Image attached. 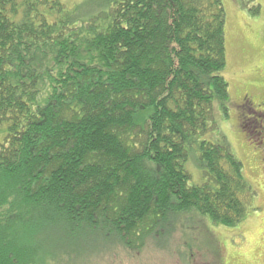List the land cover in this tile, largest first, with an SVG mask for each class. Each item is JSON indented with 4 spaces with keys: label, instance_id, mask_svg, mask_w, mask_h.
I'll return each mask as SVG.
<instances>
[{
    "label": "trees",
    "instance_id": "16d2710c",
    "mask_svg": "<svg viewBox=\"0 0 264 264\" xmlns=\"http://www.w3.org/2000/svg\"><path fill=\"white\" fill-rule=\"evenodd\" d=\"M93 2L0 0V264L69 262L89 236L141 248L183 214L246 218L241 163L202 138L229 101L221 0Z\"/></svg>",
    "mask_w": 264,
    "mask_h": 264
},
{
    "label": "rangeland",
    "instance_id": "374dc122",
    "mask_svg": "<svg viewBox=\"0 0 264 264\" xmlns=\"http://www.w3.org/2000/svg\"><path fill=\"white\" fill-rule=\"evenodd\" d=\"M60 1L67 9L88 2ZM221 2L225 12L226 61L222 77L228 84L229 101L221 107L213 102L212 120L202 138L213 144H226L241 163L252 190L246 218L235 227H222L205 217L183 214L172 219L169 232L168 228L163 231L167 233L146 237L141 248L129 250L116 245L113 237L89 236L80 246L66 242V248L72 250L69 262L60 258L49 264H264V152L259 149L260 146L264 151V139L247 140L239 130L237 115L241 111L236 109L244 94L250 98L253 90L264 89V0ZM261 99L264 101L263 96ZM256 110L260 112L264 106ZM249 114H244L247 125L256 119ZM261 121L263 117L257 118L250 127L256 126V131L264 129ZM197 157L195 152L184 165L191 177L190 186L206 180Z\"/></svg>",
    "mask_w": 264,
    "mask_h": 264
},
{
    "label": "flooded vegetation",
    "instance_id": "af4514ba",
    "mask_svg": "<svg viewBox=\"0 0 264 264\" xmlns=\"http://www.w3.org/2000/svg\"><path fill=\"white\" fill-rule=\"evenodd\" d=\"M249 96H250L249 94L248 95L244 94L242 98L240 99V104L241 103L242 104L239 106H236V109L241 111V112H238L240 114L237 115V123H238L239 130H241L243 132V135L246 136L247 138L258 137L259 139H264V129L259 128V131H256L257 129L256 126L252 128L250 127L251 124L253 125L255 124L254 122L257 118L259 119H261L262 117L264 118V110H261L260 112L256 110V108H261L264 106V101L261 99L262 96L264 97V89H260L258 91L253 90L250 98ZM257 96L259 97L257 98ZM255 97L257 98V100ZM247 110H250L249 113L253 115L252 116L253 118H256L254 120L251 119L248 125L245 123V118H246L245 115L246 114L250 115L249 113H247ZM263 122L264 121H261L260 123H263ZM251 129H253L254 131H252ZM259 149L262 152H264L262 147L259 146Z\"/></svg>",
    "mask_w": 264,
    "mask_h": 264
}]
</instances>
